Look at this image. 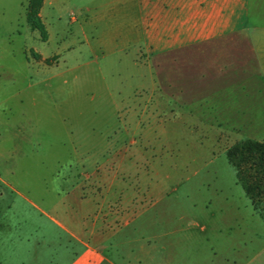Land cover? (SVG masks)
Masks as SVG:
<instances>
[{"label": "rangeland", "instance_id": "1", "mask_svg": "<svg viewBox=\"0 0 264 264\" xmlns=\"http://www.w3.org/2000/svg\"><path fill=\"white\" fill-rule=\"evenodd\" d=\"M29 1L0 0V264H70L84 245L50 217L60 207L77 210L80 197L100 205L84 212V225L97 222L96 233L114 241L103 264L246 260L252 252L244 243L264 241V218L234 185L226 151L244 136L228 128L249 129L264 115V85L223 90L218 114L189 115L171 100L170 112L156 116L149 85L157 78L143 59L137 63L134 32L121 25L119 4L45 0L44 40L27 18ZM190 83L202 85L199 78ZM231 93L244 110L226 106ZM217 187H229V208H239V231L226 240L237 250L220 249L209 262L221 247L216 230L171 228L165 207L182 195L188 213L209 215L222 204ZM151 206L159 216L151 210L140 230L122 226L124 212ZM188 241L206 250L189 251Z\"/></svg>", "mask_w": 264, "mask_h": 264}, {"label": "crops", "instance_id": "2", "mask_svg": "<svg viewBox=\"0 0 264 264\" xmlns=\"http://www.w3.org/2000/svg\"><path fill=\"white\" fill-rule=\"evenodd\" d=\"M107 3L109 7L120 5L118 15L121 25L129 32H134L137 63L138 58L143 59L144 62L141 63H145L150 72L156 75L157 80L149 85L152 91L149 101L152 100L154 104L156 116L163 115L164 111L170 112L171 100L176 104L180 102L184 112L189 115L218 114L224 102L222 98L218 100L217 95H222L223 90L251 82L257 88L264 85V0H108ZM164 73L165 81L160 77ZM195 78L202 81L200 88L190 83ZM196 89L209 90L187 97L186 91ZM226 101L230 102L225 104L231 105L232 110L245 109L244 100L233 93ZM250 102L251 100L248 104L251 105ZM262 102L263 106L264 101ZM172 111L175 115L180 113L174 109ZM228 129L238 131L244 138L264 141V115L256 119L249 129L240 124ZM233 175L237 180L234 185L241 186L245 198L251 202L238 182L236 170ZM227 189H219L223 197L222 204L218 211L208 212L209 215L198 211L188 213L182 195L165 207V213H170L171 228L178 226L177 230L187 234L192 228H198L203 234L216 230L221 239V247L212 249L209 262L216 260L220 249L237 250L232 242L226 241L239 231V208H229L235 201L229 187ZM169 197L166 194L157 201V205L160 201H168ZM211 203L212 200H206L205 208L211 207ZM77 205V210L71 209L68 212L60 207L61 212L58 211L55 216L50 215V218L84 245V250L70 264H103L106 260L110 261L106 250L111 248L112 236L109 233L97 234V222L88 221L84 225L83 221L85 211L87 215H91L96 213L100 205L94 199L82 197ZM152 206L150 210L141 207L133 213L124 212V218L127 219L122 226L134 223L135 231L137 228L140 230L144 216L151 210L154 211V216H159ZM250 215L253 218L254 211H250ZM186 216L190 217L188 224L183 222ZM177 230L170 231L174 233ZM259 242H245L244 248L252 254L246 260L234 259L230 264H264V241L260 245ZM198 247L204 249L202 243L195 245L188 241L189 251ZM225 260L228 262V259Z\"/></svg>", "mask_w": 264, "mask_h": 264}, {"label": "trees", "instance_id": "3", "mask_svg": "<svg viewBox=\"0 0 264 264\" xmlns=\"http://www.w3.org/2000/svg\"><path fill=\"white\" fill-rule=\"evenodd\" d=\"M44 1L30 0L27 18L47 40L48 30L40 14ZM226 155L236 170L238 182L264 218V141L242 138L227 149Z\"/></svg>", "mask_w": 264, "mask_h": 264}]
</instances>
